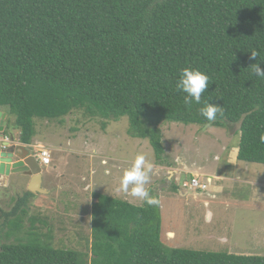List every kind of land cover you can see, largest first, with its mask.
<instances>
[{
  "label": "trees",
  "instance_id": "1",
  "mask_svg": "<svg viewBox=\"0 0 264 264\" xmlns=\"http://www.w3.org/2000/svg\"><path fill=\"white\" fill-rule=\"evenodd\" d=\"M261 60L264 0H0V110L15 115L26 144L36 117L127 116L129 135L149 139L161 164L162 123L240 124L238 160L264 164V79L250 66ZM187 66L210 78L201 101L222 108L212 122L202 103L186 109L176 89ZM151 194L158 203L136 205L96 192L89 252L56 247L33 215L30 238L0 244V264H264V256L166 245Z\"/></svg>",
  "mask_w": 264,
  "mask_h": 264
},
{
  "label": "rangeland",
  "instance_id": "2",
  "mask_svg": "<svg viewBox=\"0 0 264 264\" xmlns=\"http://www.w3.org/2000/svg\"><path fill=\"white\" fill-rule=\"evenodd\" d=\"M15 120V115L9 113L10 131L16 135L19 129ZM34 122L36 134L31 145L36 147V152L41 147L51 152V164L42 165L43 188L50 193L29 197L26 208L18 202L25 196L24 189L28 191L27 176L12 175L14 184L8 182V188L2 182L0 202L11 208V212L6 226H1L0 219V244L30 238L29 218L37 216L38 227L45 233L51 231L56 247L89 252L96 192L136 205L144 204L131 196L130 190L125 193L121 186L123 170L131 166L137 154H144L156 166L145 187L160 196L162 240L166 245L176 243L174 247L264 256V164L237 159L235 165L228 161L235 157L232 147L240 142V124L215 127L164 122L160 125L166 148L164 160L170 167L195 164L204 172L229 177H214L212 192L196 191L183 188L182 180L191 178L192 174L182 171L179 190L198 198L186 200L173 190L177 177L166 170L164 173L156 170L160 160L156 159L149 139L129 135L127 116L107 122L77 111L66 117L64 123L40 117ZM218 188L221 190H214ZM6 192L8 197L4 195ZM213 193L216 198L212 197ZM208 210L213 212L209 220Z\"/></svg>",
  "mask_w": 264,
  "mask_h": 264
},
{
  "label": "clouds",
  "instance_id": "3",
  "mask_svg": "<svg viewBox=\"0 0 264 264\" xmlns=\"http://www.w3.org/2000/svg\"><path fill=\"white\" fill-rule=\"evenodd\" d=\"M258 55L259 53L257 51L255 50L251 51V58L255 59L258 57ZM261 62H264V60L253 63L250 66L252 68V73L256 77H258L259 79H264V68H261L260 66ZM209 81H210V78L208 74L200 70L199 68L187 66V67H183L182 69H180L178 79L176 80V89L185 94L183 103L186 109L190 110L194 103L197 105H200L202 103L201 101L202 93H204L208 89ZM221 111H222V108L220 105L211 103L207 100L203 101L202 106L199 108V114L202 117H204L208 122H212L216 120L217 113ZM260 139H261V142L264 143V135H262ZM23 144H26V143H23ZM27 145H31V144H27ZM152 170H153V164L147 160L146 156L144 154H137L133 158L131 166L123 170V175L121 179V186H122L123 191L125 193H128L130 190L131 196L139 198L142 201H145L148 205H153V204L158 203V201L151 194L149 189L145 187V185L147 184L149 180V174L152 172ZM195 175L200 176V179L202 180H206L207 178L211 179L208 189L196 190V191L212 192L211 186H212L214 177L212 178L211 176L205 175V174H193L191 178ZM191 178H186L182 180V185L186 180H190ZM180 181L181 180H179L178 185L181 184ZM129 186H131L130 189H129ZM183 188H186V187H184L183 185ZM188 189L195 190V189H190V188ZM212 197L216 198V195L213 193ZM207 220L209 219L207 218ZM238 255H243V254H238Z\"/></svg>",
  "mask_w": 264,
  "mask_h": 264
},
{
  "label": "water",
  "instance_id": "4",
  "mask_svg": "<svg viewBox=\"0 0 264 264\" xmlns=\"http://www.w3.org/2000/svg\"><path fill=\"white\" fill-rule=\"evenodd\" d=\"M7 113L0 111V177L22 174L32 176L29 191L49 193L42 187L43 168L33 153L34 147L16 140L7 128Z\"/></svg>",
  "mask_w": 264,
  "mask_h": 264
},
{
  "label": "crops",
  "instance_id": "5",
  "mask_svg": "<svg viewBox=\"0 0 264 264\" xmlns=\"http://www.w3.org/2000/svg\"><path fill=\"white\" fill-rule=\"evenodd\" d=\"M0 111H2V112H5V113H7V116H6V118H5V120L7 121V127H8V112L6 111V108L4 109V107H2L1 108V110ZM20 130L18 131V133L15 135L14 133V136L16 137V139L17 140H20ZM212 134H214V133H212ZM214 136H218L217 135V133H215L214 134ZM232 149H233V151H232V153L234 152V155H235V157L231 160V159H229L228 161H231L233 164H235V165H237V155H238V151H239V147H238V145H234L233 147H232ZM159 166L156 168V170H158V171H161V172H163L164 173V171L166 170L167 172H169V173H171L173 176H176L177 177V183L176 184H178V182H179V180H178V178L179 177H181V176H183V174H181L182 173V171H188L189 173H191L192 175L193 174H208L209 176H211L212 178L213 177H216V178H229L228 176H225V175H223V174H221V173H209V172H204L202 169H200L199 167H196L197 165H195V164H191L192 166H194V167H192L191 165H189V166H186V167H183L181 164L180 165H178V167L176 166V167H170V165L171 164H168L167 163V161L166 160H164V163H161V164H158ZM232 166H234V165H232ZM153 167H156L155 165H153ZM187 167H189V168H187ZM159 168V169H158ZM169 169H173L172 171H169ZM191 175V176H192ZM1 177H5V187L6 188H8L9 187V183L11 184L12 183V176H9V177H7V176H1ZM28 178V182L26 183V186L28 185V189H29V184L31 183V180H32V176H28L27 177ZM214 180V179H213ZM233 180V179H232ZM9 182V183H8ZM12 184H14V183H12ZM8 185V186H7ZM13 185H11V187H12ZM14 188H15V186H13ZM6 188H3V190L5 191L6 190ZM13 188V189H14ZM214 190H216V191H219V190H221V188H218V189H214ZM179 192H180V195H182L183 197H185L186 198V200L188 199V198H193L194 200L196 199H198V198H196L195 196L194 197H192L189 193H184L182 190H178ZM24 192H28V191H26V189H24ZM7 193V192H6ZM209 202L208 201H206L205 202V204L206 205H209L208 204ZM209 211V214H208V216H207V218L208 219H210V218H212L213 217V212L211 211V210H208Z\"/></svg>",
  "mask_w": 264,
  "mask_h": 264
},
{
  "label": "built area",
  "instance_id": "6",
  "mask_svg": "<svg viewBox=\"0 0 264 264\" xmlns=\"http://www.w3.org/2000/svg\"><path fill=\"white\" fill-rule=\"evenodd\" d=\"M39 161L41 165L51 164V152L46 147H41L37 152ZM211 179L207 178L206 180L200 179V176L195 175L190 180H186L183 185L186 188L195 189V190H206L208 189Z\"/></svg>",
  "mask_w": 264,
  "mask_h": 264
},
{
  "label": "flooded vegetation",
  "instance_id": "7",
  "mask_svg": "<svg viewBox=\"0 0 264 264\" xmlns=\"http://www.w3.org/2000/svg\"><path fill=\"white\" fill-rule=\"evenodd\" d=\"M33 147H34L33 153L35 154L36 158L39 161V158H38V155L36 152V147L35 146H33ZM3 181H5V177H0V190L1 191H2L1 184ZM42 187H43V183H42ZM35 194H38V193H32L28 189V192H25V196L23 198H20L18 203L23 204L24 206H26V208H28L29 197H32ZM46 194H48V193H46ZM4 195H6L8 197V193H5ZM10 212H11V208L4 206L0 202V219L3 221V225H1L2 227L6 226V224L9 222L8 216H9Z\"/></svg>",
  "mask_w": 264,
  "mask_h": 264
}]
</instances>
